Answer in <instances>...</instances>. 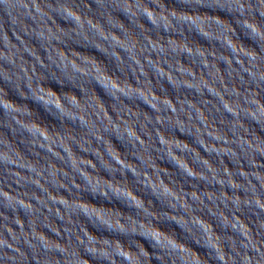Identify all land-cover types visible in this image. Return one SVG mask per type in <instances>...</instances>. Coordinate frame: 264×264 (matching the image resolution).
I'll return each mask as SVG.
<instances>
[{
  "label": "water",
  "instance_id": "water-1",
  "mask_svg": "<svg viewBox=\"0 0 264 264\" xmlns=\"http://www.w3.org/2000/svg\"><path fill=\"white\" fill-rule=\"evenodd\" d=\"M0 264H264V0H0Z\"/></svg>",
  "mask_w": 264,
  "mask_h": 264
}]
</instances>
